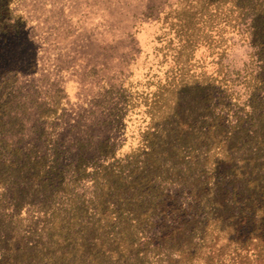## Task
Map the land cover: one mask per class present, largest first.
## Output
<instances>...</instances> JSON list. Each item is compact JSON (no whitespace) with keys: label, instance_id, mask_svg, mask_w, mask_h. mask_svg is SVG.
<instances>
[{"label":"trees","instance_id":"trees-1","mask_svg":"<svg viewBox=\"0 0 264 264\" xmlns=\"http://www.w3.org/2000/svg\"><path fill=\"white\" fill-rule=\"evenodd\" d=\"M175 19L223 26L218 69H179L138 147L89 171L1 144L0 264H264V0H181ZM231 39L251 48L234 78Z\"/></svg>","mask_w":264,"mask_h":264},{"label":"rangeland","instance_id":"rangeland-1","mask_svg":"<svg viewBox=\"0 0 264 264\" xmlns=\"http://www.w3.org/2000/svg\"><path fill=\"white\" fill-rule=\"evenodd\" d=\"M180 2L13 0L7 23L0 6V150L8 141L94 171L138 147L179 69L207 56L208 73L218 69L209 46L223 26L188 30ZM250 52L231 39L221 61L232 78Z\"/></svg>","mask_w":264,"mask_h":264}]
</instances>
